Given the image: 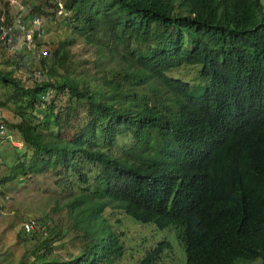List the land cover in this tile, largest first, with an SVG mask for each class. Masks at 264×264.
<instances>
[{
  "label": "trees",
  "instance_id": "obj_1",
  "mask_svg": "<svg viewBox=\"0 0 264 264\" xmlns=\"http://www.w3.org/2000/svg\"><path fill=\"white\" fill-rule=\"evenodd\" d=\"M27 2L6 10L18 49L11 70H0V108L13 106L16 120L2 122L22 147L12 135L17 157L0 184L47 173L68 187L63 204L80 251L64 260L54 253L58 233L23 227L19 244L30 249L18 264L121 260L126 247L107 211L172 228L185 264H264L261 0ZM47 13L95 47L93 72L77 75L72 41H47ZM19 17L26 27L43 23L34 50ZM8 45L0 41V50ZM30 63L39 69L27 84L14 74ZM168 250L163 241L140 264Z\"/></svg>",
  "mask_w": 264,
  "mask_h": 264
},
{
  "label": "rangeland",
  "instance_id": "obj_2",
  "mask_svg": "<svg viewBox=\"0 0 264 264\" xmlns=\"http://www.w3.org/2000/svg\"><path fill=\"white\" fill-rule=\"evenodd\" d=\"M5 0H0V14L6 10L11 14L16 12V8L6 5ZM27 4L45 2L46 0H26ZM264 6V0H261ZM19 7V6H17ZM29 10V9H28ZM52 12V11H49ZM51 13L44 16L47 28V41L50 44H57L67 39L72 41L69 52L72 54L73 67L76 68L77 75L80 72H93L94 62L97 58L94 46L87 44L86 41L71 31H66L65 27L58 20H51ZM43 23H41L42 25ZM51 47V45H49ZM18 49L17 45L4 46L0 50V70L9 71L6 62L12 58L14 51ZM46 50V49H42ZM39 69L38 63H30L28 70L22 68L15 72L14 76L27 84H31L27 79V75L31 76L34 71ZM43 78V77H42ZM53 92L49 94L50 99L53 98ZM5 89L0 84V101L5 98ZM52 96V97H51ZM65 101V99L63 100ZM3 114L10 122L15 121L13 115V106L10 105L3 108ZM15 142H20L17 134H10ZM1 152L4 153V163L0 168V181L6 177H10L9 167H12L17 157V150L9 146L8 140L0 144ZM20 150V149H18ZM23 150V149H21ZM71 190L62 185L56 184V179L51 174H42L24 179L16 177L11 182L0 184V262L1 264H18L23 258L29 245H20L18 236L22 231L25 223L29 220L36 221V227L40 230L54 231L59 234L55 243L54 253L64 260L70 258L80 251V243L74 242L75 231H72L74 220L68 216L63 202L68 200ZM58 210H54V208ZM106 216L111 220L114 230L119 234L122 233V240L126 247L125 255L121 260L114 264H140V262L151 253L159 243L168 241L170 250L163 253L156 259L154 264H185L186 253L177 240L175 231L170 228L159 230L152 224H139L129 219L124 213L115 212L113 215L107 211ZM120 223H115L116 220ZM43 224V226L41 225ZM55 227V228H54ZM36 230V228H35ZM34 230V231H35ZM50 233V232H49ZM72 234V235H71ZM53 235V236H54ZM34 241H32V245ZM251 264H261L260 261Z\"/></svg>",
  "mask_w": 264,
  "mask_h": 264
},
{
  "label": "built area",
  "instance_id": "obj_3",
  "mask_svg": "<svg viewBox=\"0 0 264 264\" xmlns=\"http://www.w3.org/2000/svg\"><path fill=\"white\" fill-rule=\"evenodd\" d=\"M5 1L8 2L10 6H12L18 4L20 0H5ZM62 12H63V8L60 5L59 14H62ZM10 18H11L10 14H7L5 12L0 16V41L8 42L9 45L11 46L12 41L14 42L13 32L15 27H13L12 20ZM17 23L19 24L20 29L23 33L22 35L23 43L27 45L30 50L36 49L38 47V44L42 42L44 39V31L42 30L43 24L41 25L42 21L36 19L30 26L26 27L22 24L21 18L19 17ZM42 53L43 55L47 54L46 52H42ZM42 77L44 78V76L42 75L40 76V80L43 79ZM2 112L3 110L0 108V144L3 142V140L4 141L10 140L12 142V138L10 135H7L6 126L2 122V120L5 118ZM13 144L17 147H22L21 142H15V140H13ZM1 153L2 152L0 149V156ZM0 163H1V159H0ZM35 227H36L35 220H29L24 225V229L28 233L34 231Z\"/></svg>",
  "mask_w": 264,
  "mask_h": 264
},
{
  "label": "crops",
  "instance_id": "obj_4",
  "mask_svg": "<svg viewBox=\"0 0 264 264\" xmlns=\"http://www.w3.org/2000/svg\"><path fill=\"white\" fill-rule=\"evenodd\" d=\"M10 46V45H9ZM12 46V45H11Z\"/></svg>",
  "mask_w": 264,
  "mask_h": 264
}]
</instances>
